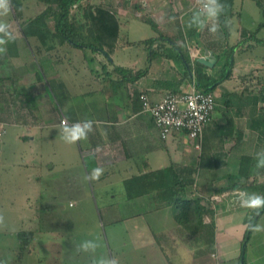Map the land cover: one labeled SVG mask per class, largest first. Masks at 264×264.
Returning a JSON list of instances; mask_svg holds the SVG:
<instances>
[{
    "label": "crops",
    "instance_id": "0c3cea01",
    "mask_svg": "<svg viewBox=\"0 0 264 264\" xmlns=\"http://www.w3.org/2000/svg\"><path fill=\"white\" fill-rule=\"evenodd\" d=\"M94 2L96 1L91 3ZM139 2L149 7L146 12L157 24L156 30L152 28L154 35L142 39L134 35L136 34L134 28L139 29L136 22L139 23V16L144 12L143 9L140 12L137 7L136 4L139 5ZM97 3L111 8L118 23L119 34L111 61L102 52L79 49L71 45H55L50 49L48 41L44 44L41 41L45 36L26 40L22 34L21 38L25 41V45L37 41L39 47L44 49L38 69L44 75L42 78H37L38 82L40 81L39 85H43L38 88V96L32 97L34 101L32 104L36 105V108L30 109L27 118L18 120L15 125L27 128L34 142L43 135L42 130L45 128L62 129L61 120L64 118L67 119L69 126L77 122L92 121V131L88 132L86 139L75 143L65 141L66 144L62 142L59 146L56 144V149L60 151L55 156L59 157L58 166L67 181L56 184V187L60 192L58 196L65 191L74 192V186H71L70 181L85 180L83 170L87 177L94 168H102L103 174L98 180H93L96 181L98 188L105 191L116 182H122L126 197L122 203L114 201L115 196L112 197L111 202L104 200L102 207H108L105 213L111 212L109 207L117 204L119 207H139L138 213L163 212L165 207L166 210L169 208L171 210L172 207L167 205L166 201L157 198L156 192L136 194L134 188L141 186L142 181L155 179L153 175L157 171L174 164L193 168L195 180H203L207 174L205 180L212 179V183L226 182L214 184L212 194L204 196V201L202 200L203 205L216 211L215 244L212 249L210 248V253L204 257L192 254L189 246L171 248L170 251L174 256L168 254L167 250L161 253V243L155 238V234L153 235V229L166 226L169 220L166 217L157 216L153 228H149L148 221L143 219L144 216H138V213L132 215L133 217L129 215L130 217L121 221L128 223L130 239L135 240L134 243H129L133 244L136 251L148 250L149 260L153 264L160 263V258L165 264H190V261L196 260L198 264L200 261V264H239L248 229L247 218L254 210L242 206L241 201L251 198V195L264 193L261 188L264 167L256 166V153L264 150V45L258 43V40H264V27L258 30V25L264 21L262 10L253 0H240V2L234 0L236 16L230 19L231 35L228 40L223 41L219 20V29L215 34L208 30L212 26V21H206V26L202 29L195 23L190 26L194 14L202 8V0H130V2L127 0L123 2L120 10L114 6L115 0H99ZM79 7L81 8L80 4ZM254 7L258 10L252 16L250 11H253ZM131 8L136 9L135 19L128 18L124 14ZM115 12L122 15H117ZM246 15L250 17L249 22H244ZM81 19H84L83 16L75 21L80 24ZM199 19L202 17H197V20ZM90 23L86 27H92V18ZM243 29L250 33L258 30L256 39L247 38L243 44L238 45ZM236 45L232 57V74L228 79L219 81L228 63L231 47ZM191 47H194L192 51ZM133 48H137L135 57L128 54V49ZM257 50L263 54L256 55ZM197 51L200 56H204L206 52L208 56L213 54L212 57H216L218 62L213 68L198 63L197 58L192 56L193 52ZM187 53L191 55V57L186 56L190 63L185 61L183 55ZM177 54H180L181 58ZM101 55L104 61L99 57ZM186 64L191 66L194 77H191ZM206 78L211 81L210 83L217 82L215 95L220 108L213 114V119L205 127L200 140H191L185 133H177L164 139L153 118L143 112L140 95L145 93L152 102H159L170 91H189L193 86L199 85L198 81L207 84ZM51 82L53 88H50ZM53 100L62 102V106L59 107L61 112L54 107ZM43 105L50 106L48 109H43L45 108L42 107ZM27 106L32 107L31 104ZM0 124L5 131L4 127L12 125L13 122L0 121ZM22 138L28 139L29 136L24 135ZM197 144H199L198 148ZM245 156L253 158L252 168L247 176L240 179L241 161ZM18 165L26 169L32 166L35 172L28 176H35V180L30 181V178L28 181L34 185L43 176V171L48 169L38 168L39 165L31 163V160L30 162L23 160ZM54 165L51 168L57 167V163ZM238 181L246 187L222 194L215 192ZM251 181H257L259 184H248ZM80 187L82 188L83 184ZM83 191L85 193V188ZM78 193L76 192L70 205L84 202V195ZM219 196L220 198L212 205L209 203V197L215 199ZM55 198L56 200L53 197L50 199L60 203L56 205L59 210H64L62 197L55 196ZM39 199V191L34 195L27 194L23 205L26 212L31 213L35 209H41L43 204L39 205ZM50 199L45 204L47 208L44 212L54 211ZM60 219L58 220L61 221ZM41 221L42 219L40 223ZM209 221L210 218H207L206 222ZM255 227L257 230H253L246 243V262L264 264V213ZM148 232L150 235L147 234ZM187 233L191 236L188 231ZM36 237L35 234L33 247L31 248V243L26 249L29 251L27 252L29 260H34L37 264H98L100 259L111 258V251L108 253L109 258L102 251L92 252L98 254L96 259L85 258L81 251L75 253L67 251L69 245L68 250H71L72 240L48 238L36 240ZM79 255L81 260L77 257Z\"/></svg>",
    "mask_w": 264,
    "mask_h": 264
},
{
    "label": "rangeland",
    "instance_id": "374dc122",
    "mask_svg": "<svg viewBox=\"0 0 264 264\" xmlns=\"http://www.w3.org/2000/svg\"><path fill=\"white\" fill-rule=\"evenodd\" d=\"M93 1L96 2L92 4L91 2ZM97 1L99 0H83V3H80L81 8L79 4L75 5L72 8L74 20L83 16L84 19H81L80 24H83L85 27L90 25L91 12L96 13L95 8L100 6ZM126 1L127 0H115L116 3H114V6L120 10L123 2ZM236 2H240V0H236ZM136 5L140 12L142 11L141 9H143L144 12H141L139 16V23L136 22L139 29L133 27L136 30V34L134 35L136 37H141V39L142 37L146 38L154 35L152 27L148 23L151 16L146 12V9H149V7L147 8V5L144 6L143 3L139 5L137 3ZM48 6L47 3L41 0H10V10L7 14L0 15V22L6 23L9 26V31L14 36V39H8L3 37V34H0V37L5 39V43L0 44V49H3V51H0V121L7 123L13 122L14 124V126H12L13 124L6 125L4 127L5 131L0 124V215L4 217V223L0 225V264H37L34 260H29L27 256L29 251L26 248L23 249L24 247L19 244L18 234L22 231L33 232L34 236L35 234L37 236L36 240H47V238L49 240H72L71 250H68L70 249L69 245L67 251L73 253L81 251V254H83L85 258L90 257L96 259L98 254L92 253L96 251H102L106 253L108 257L110 256L108 253L111 251V258L114 256L118 264H153L149 260L150 252L148 250L136 251L133 248L134 246L132 243H134L135 240L131 241L130 239L127 230L128 223L121 221V219L127 218L129 215L134 216L138 213L140 210L139 207H119V204H117L114 207H109L111 210L109 213H105V209L107 210L108 207H102V202H104V200L106 202H111L113 196H115V198H113L114 201L124 202L126 197L122 182H116L113 186L106 188L105 191L101 190L98 188L96 181L86 179L85 171L82 168L83 178L85 180L70 181L71 186H74V192L65 191L61 196H58L60 192L56 184L67 183L65 174L60 171V167L58 166L59 157L57 155L55 156V154L60 151V149H56V144L59 146L60 143L65 142L63 138V128L54 129L50 127L42 130V136L44 138L42 136L40 137L43 138L41 143L39 140L40 138L32 142L31 132L28 131L27 128L15 125L18 120H25L27 118L30 109L36 108V105L32 104L34 102L32 101V97L38 96V88L43 86L39 85L40 81L38 82L37 80V70L40 69V64L38 62L41 60L44 49L39 47L38 43H36L37 41L25 45V41L21 38L22 27L30 20H33L46 11ZM55 6L54 4L53 7ZM127 7H129V5H127ZM257 10L258 9L254 7L253 11H250V15L253 16ZM135 11V8H131V10L127 9V11L123 13L126 14L128 18L134 17L133 19H135ZM115 13L120 16L122 15L117 12ZM248 19H250V17L247 15L244 16V22H249ZM47 23L50 30H53L54 17H50ZM85 23L86 25H84ZM234 24L238 25V23ZM51 32L54 34L45 36L47 40H45L44 37L41 39L43 44L48 41L47 44L50 45V49H53L55 45H69L67 42H64L60 36L55 34V31ZM135 36H133V38ZM193 48L194 47L190 48L191 51ZM136 52L137 48H133L132 50L128 49V54L131 56L135 57ZM256 53V55L263 54H261L260 50H257ZM183 55L185 57H191L189 53ZM99 57L101 60H105L102 55ZM52 84L51 82L50 88H53ZM248 90L249 89H247V91ZM219 102L220 104L222 103L220 100ZM28 104H31L32 107L28 108ZM52 104L57 110L62 106V102L58 100H53ZM44 106L45 105L42 107ZM49 106H45L43 109H48ZM59 112L61 111L59 110ZM24 135L29 136V138H22ZM23 160L28 162L31 160V163L39 165L37 166L38 168H48L49 171L48 169L44 170L43 176L39 182H35L36 185L31 184L28 180L30 178L32 179H30V181L35 180V176L28 175L35 171L32 169V166L28 169L20 168L18 163H22ZM55 163H57V167L51 168L55 166ZM45 165L47 167H45ZM205 177H208V175L205 174L203 180H195L193 186V191L196 193L195 196L203 197V199L204 196L212 194L215 185L226 183L218 181L212 183V179L205 180ZM261 180L263 182L262 184H264V179L261 178ZM257 181H251L248 184L258 185L259 181ZM82 184L83 187L81 188L80 186ZM35 186L38 188L36 189ZM84 188L85 193L83 191ZM36 191L40 192L38 203L39 205L43 204V207L41 209L37 207L38 210L35 209L34 212L28 213L26 212V208L24 209L23 207L26 195H34ZM76 192L84 195V202L78 205L77 203L76 205H70ZM262 193H259L258 196L262 195L261 197H264V193ZM55 196L62 197V204L65 206L64 210H59L56 205L60 203L50 199L53 197L54 200H56ZM219 198L220 196L215 199H210L209 197L208 201L212 205V203ZM49 199L55 212H44L47 208L45 204ZM164 209L166 210L167 208L165 207ZM165 210L157 213L140 212L137 214L138 216H144L143 219L148 221L149 228L155 226L153 223L157 222V216L169 219L166 226L153 229L155 232H153V235L155 234V238L160 240L161 253L167 250L168 254L174 256L170 251L171 248L177 249L178 247L184 248L188 246L192 254H196L200 257H204L210 253L211 247L207 244V240L193 238L182 226L176 224L174 221L175 210L173 207L171 210L170 208ZM54 216L56 217L54 218ZM48 217L50 219H47ZM59 218H61V221L58 220ZM41 219L42 221L40 223ZM143 219H140L141 222L146 224ZM54 220L57 221L55 222ZM147 234H149V232ZM162 240L164 244H162ZM85 241H93L98 247H96L94 251H83L80 245ZM144 241L150 242L152 240ZM33 244L34 243H32L31 248ZM163 245L164 247H162ZM148 246H150V244H148ZM186 253L185 251V254ZM77 257L81 260V255ZM153 257L155 258V256ZM189 263L198 264V261H190ZM158 264L165 263L160 258V263Z\"/></svg>",
    "mask_w": 264,
    "mask_h": 264
},
{
    "label": "trees",
    "instance_id": "16d2710c",
    "mask_svg": "<svg viewBox=\"0 0 264 264\" xmlns=\"http://www.w3.org/2000/svg\"><path fill=\"white\" fill-rule=\"evenodd\" d=\"M47 3L49 6L46 11L41 15L37 16L33 20H30L24 27H22V34L24 39L29 40L31 37L47 36L52 34L51 31H55V34L60 36L64 42L79 49H89L93 52H102L107 59L111 61V55L114 53L115 44L118 37V23L113 10L106 6L100 5L95 8L96 13L91 12V18L93 25L92 27H85L78 24L72 15V8L78 5L83 0H41ZM260 7L264 14V0H253ZM224 5V11L219 15V22L222 26L223 41L230 38L232 24L230 19L236 16L234 11V0H219ZM56 5L53 7V5ZM54 17V28L50 30L47 20L50 17ZM227 21V24H226ZM148 23L153 29H157V24L150 19ZM94 27V29H92ZM264 27V21L258 25V30ZM96 29V31H95ZM250 33L243 29L241 31V39L238 45L243 44L247 38L256 39V33ZM258 43L264 45V40H258ZM237 48L231 47L229 54V60L223 71L219 81L228 79L232 74V57ZM181 58L180 54H177ZM186 58V57H185ZM187 62L190 63L189 59L186 58ZM41 60L38 62L40 64ZM187 77L189 73L186 71ZM43 72L38 70L37 77L42 78ZM205 79V77L203 78ZM207 84H203L198 81L199 89H204L207 92L215 93L216 84L210 83L211 81L206 78ZM51 84V83H50ZM174 92V91H170ZM177 92V93H182ZM219 108L216 97V108ZM213 112V114L215 113ZM213 119V116H212ZM212 121V120H211ZM242 164L240 166L239 178L247 176L252 168L253 158L245 156L242 158ZM193 168H187L182 165H172L169 168H165L157 171L153 176L155 179L149 181H138L141 182V186L134 188L136 194L141 193L142 195L150 192H156L157 198L166 201L167 205L173 207L175 210V221L177 224L187 230L195 239L207 240V244L213 248L215 244V214L214 209H210L202 204L203 197L195 196L193 186L195 179L193 178ZM238 178V179H239ZM262 190H264V184H261ZM246 187V185L238 182H233L227 186L221 187L215 192L222 194L227 191L238 190ZM140 188V189H139ZM264 213V207L260 209H254L247 218L248 229L244 244L247 243L253 232V226L256 225L258 219ZM206 218H210L209 222H206ZM19 243L24 247L28 248L34 240L33 232L22 231L18 234ZM239 264H247L246 257L244 260L241 259Z\"/></svg>",
    "mask_w": 264,
    "mask_h": 264
},
{
    "label": "built area",
    "instance_id": "2783aa9c",
    "mask_svg": "<svg viewBox=\"0 0 264 264\" xmlns=\"http://www.w3.org/2000/svg\"><path fill=\"white\" fill-rule=\"evenodd\" d=\"M192 56L198 58L200 53L193 52ZM140 99L143 112L153 118L164 139L185 133L191 140L199 141L216 108L215 93L196 86L182 93L168 92L161 101L155 103L145 93L140 95ZM65 120L62 119L61 124Z\"/></svg>",
    "mask_w": 264,
    "mask_h": 264
},
{
    "label": "clouds",
    "instance_id": "9594fccd",
    "mask_svg": "<svg viewBox=\"0 0 264 264\" xmlns=\"http://www.w3.org/2000/svg\"><path fill=\"white\" fill-rule=\"evenodd\" d=\"M10 10V0H0V15L7 14ZM224 11V5L219 2V0H202V8L199 12L194 14L193 21L190 22V26L193 23L200 29L206 26V21H212V26L208 29L209 32L215 34L219 29V15ZM197 17H202V19L197 20ZM227 24V21H226ZM0 34L8 39H14L13 34L9 31V26L6 23L0 22ZM5 39L0 37V44H4ZM3 51V49H0ZM63 125V138L68 143H75L78 140L86 139L88 132L92 131V121L77 122L71 126L67 124V121L62 122ZM257 167H264V150L256 153ZM103 174V169L100 167L94 168L91 173L86 177L89 180H98ZM241 205L245 207H250L253 209H260L264 207V197L258 195H252L251 198L242 200ZM4 217L0 215V225H3ZM256 231V227L252 228ZM98 245L93 241H85L80 245L81 250L89 251L95 250ZM98 264H118L115 258L110 259H100Z\"/></svg>",
    "mask_w": 264,
    "mask_h": 264
},
{
    "label": "water",
    "instance_id": "95a60500",
    "mask_svg": "<svg viewBox=\"0 0 264 264\" xmlns=\"http://www.w3.org/2000/svg\"><path fill=\"white\" fill-rule=\"evenodd\" d=\"M208 53L206 52V54L204 56H200L198 57L196 60L198 63L206 66V67H209V68H213L216 63L218 62L217 58L216 57H212L213 54H211V56H208L207 55ZM188 70H189V73L191 75V77H194L193 75V71L191 69V66L189 64H186ZM246 257V244H244V248H243V251H242V260H244Z\"/></svg>",
    "mask_w": 264,
    "mask_h": 264
}]
</instances>
